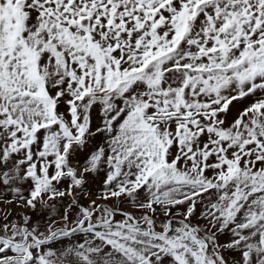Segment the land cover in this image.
<instances>
[{
  "label": "snow or ice",
  "instance_id": "snow-or-ice-1",
  "mask_svg": "<svg viewBox=\"0 0 264 264\" xmlns=\"http://www.w3.org/2000/svg\"><path fill=\"white\" fill-rule=\"evenodd\" d=\"M0 264H264V0H0Z\"/></svg>",
  "mask_w": 264,
  "mask_h": 264
}]
</instances>
